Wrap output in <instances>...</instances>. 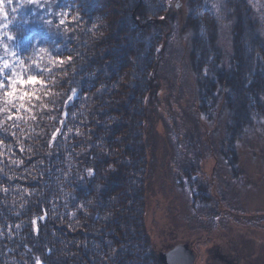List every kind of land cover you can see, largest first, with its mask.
I'll list each match as a JSON object with an SVG mask.
<instances>
[{
    "label": "trees",
    "instance_id": "1",
    "mask_svg": "<svg viewBox=\"0 0 264 264\" xmlns=\"http://www.w3.org/2000/svg\"><path fill=\"white\" fill-rule=\"evenodd\" d=\"M174 1L0 0V22L26 21L36 37L19 48L5 40L15 57L0 48L10 62L0 73V264H163L146 222L150 150L160 90L177 93L163 65L177 60L178 33L196 81L194 123L214 128L195 150L219 165L213 199L188 217L203 229L264 223L236 207L245 185L264 187V0H185L183 21ZM177 116L175 137L192 117ZM182 134L175 166L198 183L194 139Z\"/></svg>",
    "mask_w": 264,
    "mask_h": 264
},
{
    "label": "rangeland",
    "instance_id": "2",
    "mask_svg": "<svg viewBox=\"0 0 264 264\" xmlns=\"http://www.w3.org/2000/svg\"><path fill=\"white\" fill-rule=\"evenodd\" d=\"M184 3L185 0L174 1V5H176V8L180 13L181 21H183L186 16L187 9ZM175 37L174 45L177 50V60L171 61L170 63L167 62L163 65V78L165 81L173 82L177 93L174 91L170 93L171 90L166 85H163L162 87L164 88L160 90L159 113H161L162 116L164 115V119L163 121L161 120L156 123L157 125L154 129L155 136L151 141L153 147L152 150H150L152 171L149 177L146 222L149 232H151L156 253H158L160 258L161 254L169 252L173 247L179 245L187 246L186 243H189L192 245L191 249L195 255V264H214L218 261L216 254L217 251L223 255V253H226L221 251L223 245L234 242L235 245L237 244V249H241L248 253V258L254 254V258H257L256 260H261V258H264V223L262 221L257 222L259 225L254 228L250 226L246 227L244 225L241 227L239 224L232 221L233 224L228 221L227 223L220 225L218 224L220 221H216L211 227H209V225L206 226V229L209 227L208 230H210L209 232H206V229L195 227L197 225H202V227H204L203 223H196L188 217L193 211L192 206H194V202L206 203L208 200L213 199L210 196H213V194L215 195L214 190L219 187V183L215 180V188V186H211L207 180H209V177L214 178L215 176H218L217 170L219 169V165L215 163L214 159H208V161L207 159L205 160V154L200 153L206 152V146L204 147L203 145L201 148L199 146V149L197 151L195 150L197 143L196 140H199V136L206 134L210 137L214 128L207 119L200 116L197 117L200 126L197 127L196 123H194L196 115L195 111H198V104H195L193 101L196 81L189 69V49L187 48L186 50L184 48L182 35L180 33ZM225 43L226 36L224 35L222 45L224 46ZM166 97L171 98V104H168V102L165 101ZM170 108L173 110L170 111ZM176 111L180 112L177 113ZM184 112L192 117L188 123L185 121L186 127L184 130H182L181 127L176 129L177 132L175 134H177V137L179 136L177 138L172 133L175 124L174 121L179 120L178 123L180 124L181 119L177 114H184ZM174 115L177 119L173 118ZM182 132H186L190 135L191 139H194V142L191 143V140H188L185 145L191 143L192 147H189V152L198 154V156L191 154V157H194L193 165L196 169L193 171L194 175L197 179L200 178V182L198 183L193 181L194 178L192 176L191 181L189 182L188 173L186 174L180 171L177 164V166H175L174 159L176 150L174 151V148L179 140H183L184 135ZM177 139L178 141H175ZM183 154H185V151ZM243 161L241 167L244 166ZM251 167L253 168L252 165ZM258 180L259 178L257 177V181ZM193 186L198 187V192L192 190L189 192ZM247 186L248 185H245L240 191H237L236 195L239 197L238 201L240 204L239 206L236 205V207L240 211L243 210L246 212L244 216H250V219L255 218L257 220L264 216V187L262 190H258L255 193L253 189H248ZM194 196L196 197L194 198ZM249 218H245V220ZM243 230L250 239L246 237L245 233H239ZM221 233L226 236L228 240L227 242L222 241V243H220L217 240ZM214 236L217 241L213 240ZM206 239L209 241H204ZM197 241L203 242V244H196ZM250 250H253L254 253L249 254ZM257 262L262 263L260 261Z\"/></svg>",
    "mask_w": 264,
    "mask_h": 264
},
{
    "label": "flooded vegetation",
    "instance_id": "3",
    "mask_svg": "<svg viewBox=\"0 0 264 264\" xmlns=\"http://www.w3.org/2000/svg\"><path fill=\"white\" fill-rule=\"evenodd\" d=\"M236 246L237 244L235 245L234 242L223 245L221 251L226 253H223L222 255L219 253V251H217L216 254L218 261H216L217 263L214 264H264V258H261V260H256L257 258L255 259L252 255L248 258V253L241 249H237ZM251 253H254V251L250 250L249 254ZM166 254L167 255L164 256V261L167 264H195L194 252L187 246H175ZM257 261L262 263H258Z\"/></svg>",
    "mask_w": 264,
    "mask_h": 264
},
{
    "label": "snow or ice",
    "instance_id": "4",
    "mask_svg": "<svg viewBox=\"0 0 264 264\" xmlns=\"http://www.w3.org/2000/svg\"><path fill=\"white\" fill-rule=\"evenodd\" d=\"M28 3H38V0H28ZM15 12V9H13ZM0 15H4L2 8H0ZM66 15V14H65ZM75 19V18H74ZM65 20L61 19L60 24H64ZM14 28L17 30L18 34L16 36L11 35L10 33L6 32L5 30L8 28ZM30 29L27 27L26 21H21L20 23H16L15 21L9 25L6 22H0V48H3V51L6 55H11L13 57L16 56V52L14 50H10L8 45L4 43L5 40L13 42L15 47L19 48L24 45H31V42L35 40V35H30ZM0 73H3L5 69L10 67V62L8 59L4 57H0ZM34 78L29 77V82H33ZM19 81L10 80V84L18 83ZM3 81L0 80V87H3ZM11 95V93H9Z\"/></svg>",
    "mask_w": 264,
    "mask_h": 264
},
{
    "label": "water",
    "instance_id": "5",
    "mask_svg": "<svg viewBox=\"0 0 264 264\" xmlns=\"http://www.w3.org/2000/svg\"><path fill=\"white\" fill-rule=\"evenodd\" d=\"M167 254H161L160 255V260L162 261L163 264H167L165 261H164V256H166Z\"/></svg>",
    "mask_w": 264,
    "mask_h": 264
}]
</instances>
